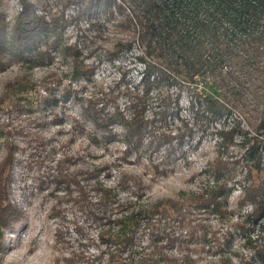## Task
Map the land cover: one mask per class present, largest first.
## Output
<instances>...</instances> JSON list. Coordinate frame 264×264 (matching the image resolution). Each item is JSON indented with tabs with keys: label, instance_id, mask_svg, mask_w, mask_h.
<instances>
[{
	"label": "trees",
	"instance_id": "16d2710c",
	"mask_svg": "<svg viewBox=\"0 0 264 264\" xmlns=\"http://www.w3.org/2000/svg\"><path fill=\"white\" fill-rule=\"evenodd\" d=\"M10 1L0 0V32L11 24L12 44L30 67L51 63L52 53L57 52L69 59L72 79L90 82L101 50L110 61L139 50L134 56L141 64L139 79L133 87L119 90L126 100L123 110L115 98L108 107L107 98L101 106L99 99H90L81 107L82 119L93 131L107 142L117 139L122 144V159L138 158L148 148L163 150V157L182 151L199 124L209 127L235 115L230 124L213 132L220 137L218 152L227 154L234 148V158L222 160L219 154L209 171L213 185L191 198L166 197L144 205L141 180L126 172L120 173L115 186L107 185L96 168L84 169L77 179L68 178L85 197L84 211L99 227L96 242L104 246L90 264H102L104 255L108 264H206L193 256L194 245L206 246L217 256L208 264H264V0H16L19 8L9 20L4 6ZM82 21L85 28L79 25ZM109 22L116 24L122 37L104 49L96 39ZM69 24L75 29L73 41H61ZM90 56L97 64L86 63ZM197 81L210 83L214 90L191 95L192 121L180 118L176 131H167L171 117L180 116L174 88L196 86ZM19 84L8 82L5 89L16 90ZM49 92L55 98V91ZM61 93L64 100L70 95L66 88ZM11 161L9 150L0 162V264L8 233L26 222L25 211L11 198ZM227 170L242 172L231 209L232 187L224 179ZM156 171L164 173L157 166ZM122 189L134 193L135 200L122 197ZM247 205L250 211L240 215ZM194 210L237 216L233 225L251 252L233 263L225 252L232 232L219 233L202 218L196 219ZM256 227L259 238L252 239L249 234ZM142 240L146 251L136 255ZM65 261L89 264L74 256Z\"/></svg>",
	"mask_w": 264,
	"mask_h": 264
},
{
	"label": "rangeland",
	"instance_id": "374dc122",
	"mask_svg": "<svg viewBox=\"0 0 264 264\" xmlns=\"http://www.w3.org/2000/svg\"><path fill=\"white\" fill-rule=\"evenodd\" d=\"M18 8L16 0L4 6L9 20ZM79 25L86 27L83 21ZM64 31L60 40L72 42L75 35L73 25L69 24ZM118 37H122L119 28L109 22L103 25L96 41L100 47L107 49ZM12 43L11 24H7L0 32V162L10 150L11 198L25 211L26 222L16 232L8 233V246L1 264H67L65 259L71 256L89 264L97 260L100 256L98 248H104L96 242L99 227L84 211L85 197L68 179L73 176V179L79 178L84 169H98L100 178L109 186L117 184L122 172L138 177L144 190L140 202L146 205L166 197L191 198L213 185L209 171L214 170L212 164L219 154L222 160L234 158V148H230L227 154L218 152L220 137L213 132L230 124L235 115L222 117L209 127L203 122L199 124L182 151L163 157L162 149L156 152L148 148L141 151L138 158L132 155L128 160L121 158L123 147L117 139L107 142L99 132L92 130L89 122L82 119L81 107L86 106L90 99H99L98 106H101L102 100L107 98L108 107L112 104L111 98H115L119 109H124L126 100L118 94L126 86L133 87L139 79L141 64L134 58L139 51L137 48L132 49L125 59L122 57L113 61H110L106 51L101 50L99 64L95 57H88L86 63L95 62L97 67L89 76L91 81L86 82L84 78H71L69 59L60 53H52L51 63L44 61V65L30 67L20 57L19 48ZM37 47L43 48L42 39L37 42ZM14 80L20 82V87L13 91L5 89L7 83ZM65 88L70 95L64 100L61 92ZM48 90L55 91V98ZM212 90L214 88L210 83L199 81L196 86L174 88L178 94L180 116L171 117L166 130L174 133L180 118L191 122L188 108L190 96L194 93L201 96ZM103 92L108 96L104 97ZM117 129L119 127L116 131L120 132ZM8 142H12L11 147H8ZM156 166L164 173L156 171ZM226 172L224 179L232 187L228 197L231 209L240 191V185L235 182L241 178L242 172ZM123 190H120L122 197L135 200L134 193ZM248 211L250 205L241 209L240 215ZM193 215L196 219L202 218L219 233L225 230L232 232L225 252L233 263L238 262L241 255L251 252L233 225L237 216L228 214V217H221L217 212L199 213L196 210ZM258 234L256 227L249 236L258 239ZM144 241L135 250L136 255L146 251ZM259 241L262 242V238ZM194 246L196 251L193 256L200 263L208 264L209 260L217 259L213 253L206 251V246ZM178 248L183 250V246ZM99 262L108 264V256L104 255Z\"/></svg>",
	"mask_w": 264,
	"mask_h": 264
}]
</instances>
